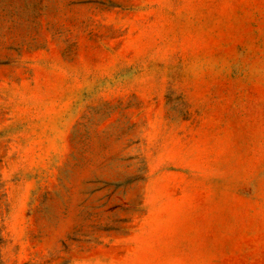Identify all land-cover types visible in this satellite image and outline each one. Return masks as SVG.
<instances>
[{"label": "rangeland", "instance_id": "374dc122", "mask_svg": "<svg viewBox=\"0 0 264 264\" xmlns=\"http://www.w3.org/2000/svg\"><path fill=\"white\" fill-rule=\"evenodd\" d=\"M0 264H264V0H0Z\"/></svg>", "mask_w": 264, "mask_h": 264}]
</instances>
